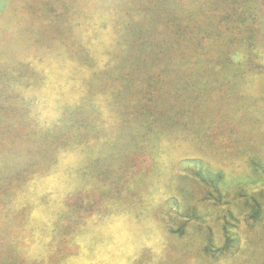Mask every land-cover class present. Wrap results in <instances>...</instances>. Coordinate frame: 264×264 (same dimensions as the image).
Returning a JSON list of instances; mask_svg holds the SVG:
<instances>
[{
    "label": "trees",
    "instance_id": "16d2710c",
    "mask_svg": "<svg viewBox=\"0 0 264 264\" xmlns=\"http://www.w3.org/2000/svg\"><path fill=\"white\" fill-rule=\"evenodd\" d=\"M260 79L264 0H1L0 264H264Z\"/></svg>",
    "mask_w": 264,
    "mask_h": 264
},
{
    "label": "rangeland",
    "instance_id": "374dc122",
    "mask_svg": "<svg viewBox=\"0 0 264 264\" xmlns=\"http://www.w3.org/2000/svg\"><path fill=\"white\" fill-rule=\"evenodd\" d=\"M0 2H1V0H0ZM80 5H82V9H85V7H86L85 5H83V4H80ZM260 80H262V79H260ZM256 83H258L257 80H256ZM261 83H262V86H260V84H258V85L260 86L259 88L262 87L261 88V92L264 95V79L262 80ZM262 100L259 101V105L260 106H264V100L263 101ZM182 145L183 146L181 147V149H179V150L178 149H174L171 152L172 154L170 153V156L169 155L165 156V160L171 164L172 169H173V171L176 174H180L181 173L180 166L184 162L188 161L189 159H193V158L198 159L200 157L203 160H206V158H203V157L199 156L201 154L197 150L192 148L191 146H184L185 144H182ZM212 165H214V164L212 163ZM167 200L168 199H166L165 196L160 195L158 197L159 205L157 207L153 206V208H151V209L149 208V210L146 213L143 212V218H144L143 222L145 224L149 225L154 220L157 221L158 223L161 224V226L163 228L162 231H163L164 235H170V233L167 232L168 227L165 224L166 221L169 220L170 214H171L170 209L168 208L169 204L167 203ZM138 211H139V209H138ZM135 218L137 219V216L134 213H132V212H129L127 216L123 215V216H118L117 217V219H119L120 222H123V225L126 228H128L131 233L137 232L136 225H133L130 222V220H135ZM107 220H108V218L105 219V222ZM104 224H107V223H104V222L96 223V225L92 227V229L89 231V233L86 234L87 236L85 235V237L82 238L83 240H85V238H86V240L91 239V243L94 244L93 248L95 249V251L97 253H99L100 250L104 248V245L102 244V242L106 243L105 240H104L105 238L102 237L101 233H100V232H102V230L100 229L101 228L100 226H103ZM128 234L130 235V233H127V234L123 233V235L121 237L116 239V242L113 243L112 247H114V248L120 247L124 243H127L128 246H130V244H129L130 241H131L130 243H132V240H137V239L140 240L141 239V237H138L136 234H134V236L130 235V237H129ZM126 237H129L130 239H128ZM110 242L112 244V240H110ZM103 252L104 251H101L99 253V255L102 254Z\"/></svg>",
    "mask_w": 264,
    "mask_h": 264
}]
</instances>
